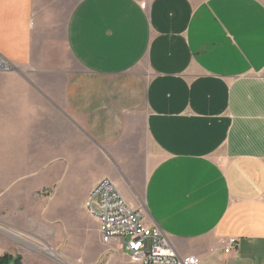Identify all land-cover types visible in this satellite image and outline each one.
<instances>
[{
	"label": "crops",
	"instance_id": "obj_1",
	"mask_svg": "<svg viewBox=\"0 0 264 264\" xmlns=\"http://www.w3.org/2000/svg\"><path fill=\"white\" fill-rule=\"evenodd\" d=\"M0 54V224L19 167L18 197L51 190L37 235L99 247L83 202L52 205L106 177L179 256L264 264V0H0Z\"/></svg>",
	"mask_w": 264,
	"mask_h": 264
},
{
	"label": "built area",
	"instance_id": "obj_2",
	"mask_svg": "<svg viewBox=\"0 0 264 264\" xmlns=\"http://www.w3.org/2000/svg\"><path fill=\"white\" fill-rule=\"evenodd\" d=\"M13 68L11 61L0 54V72ZM86 212L98 224L101 243H116L130 256H138V264H199L195 256H179L158 227L147 225L140 210L130 206L109 178L95 182L87 194ZM225 253L232 250L237 240H223Z\"/></svg>",
	"mask_w": 264,
	"mask_h": 264
},
{
	"label": "rangeland",
	"instance_id": "obj_3",
	"mask_svg": "<svg viewBox=\"0 0 264 264\" xmlns=\"http://www.w3.org/2000/svg\"><path fill=\"white\" fill-rule=\"evenodd\" d=\"M3 142H6V140L0 139V143ZM21 176L22 168L16 167V183H14L9 188L10 192L16 190V198L14 200L15 210L8 216L13 221V223L9 227L0 224V235L5 237L8 242L12 244L16 251H20L21 253L39 254L43 258L44 262H47V264H129V262H132V260H134L133 263L137 264L139 261L138 256L128 255L129 257L127 258L126 262H124L122 261V256L118 257L116 250L109 249V246L102 244L99 247H96V243L93 242L88 233L80 237L81 235L76 231L73 233V237L69 239L70 242H67L69 240L64 238L63 242L58 243V247H52L49 242H47V240L37 235V231L39 230L40 226L43 227V212L45 208L44 202L45 200L49 199L47 197L51 195V192H49L51 190H40L37 193V196L31 198L30 200L27 198L18 197L22 195V193H20L21 182H19ZM86 182V179H79L73 183L71 187H68L69 193H67V197L63 196L61 197L62 199L56 197L55 203H57H54L52 206L55 205L56 208L57 206L63 207V210H66L64 208L65 206L80 208L79 203L83 202V208L80 209L83 210L85 214H87V218L91 217L84 209L85 202L87 200V195L85 196L84 193ZM12 232L14 234H16V232L21 233L23 237H26L29 240L32 239L30 241L49 247L58 257L55 258L35 248H31L23 242H18V240L13 238ZM49 234L51 235V232H49L48 235ZM64 248L68 249L67 251L69 252V256L63 254ZM73 257H76L77 260H72Z\"/></svg>",
	"mask_w": 264,
	"mask_h": 264
},
{
	"label": "bare ground",
	"instance_id": "obj_4",
	"mask_svg": "<svg viewBox=\"0 0 264 264\" xmlns=\"http://www.w3.org/2000/svg\"><path fill=\"white\" fill-rule=\"evenodd\" d=\"M6 229V228H5ZM13 233V232H12ZM11 234V233H10ZM12 235V234H11ZM13 238H15L16 240H18V242H23L26 245H28L31 248H35L43 253H46L50 256H53L55 258H57L58 256L54 254V252L47 246L40 244V243H36V242H32L30 240L32 239H27L26 237H23L21 233L16 232V234L13 233ZM35 241V240H34Z\"/></svg>",
	"mask_w": 264,
	"mask_h": 264
},
{
	"label": "trees",
	"instance_id": "obj_5",
	"mask_svg": "<svg viewBox=\"0 0 264 264\" xmlns=\"http://www.w3.org/2000/svg\"><path fill=\"white\" fill-rule=\"evenodd\" d=\"M13 264H20V257H16L13 260ZM11 263V256L8 254H4L2 257H0V264H10Z\"/></svg>",
	"mask_w": 264,
	"mask_h": 264
}]
</instances>
